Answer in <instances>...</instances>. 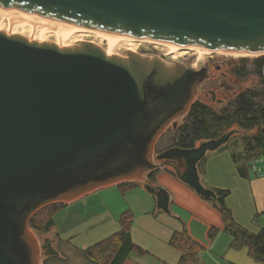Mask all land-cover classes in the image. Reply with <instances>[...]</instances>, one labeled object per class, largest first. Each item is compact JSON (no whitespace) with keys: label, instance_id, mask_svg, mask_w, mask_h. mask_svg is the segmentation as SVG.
<instances>
[{"label":"water","instance_id":"obj_1","mask_svg":"<svg viewBox=\"0 0 264 264\" xmlns=\"http://www.w3.org/2000/svg\"><path fill=\"white\" fill-rule=\"evenodd\" d=\"M0 6L105 33L264 54V0H0ZM192 57L108 54L92 41L59 45L0 29V264H40L42 251L56 255L48 238L38 243L30 219L98 188L141 181L157 209L169 212L168 192L144 177L163 165L196 194L216 199L197 163L237 128L153 157L161 134L189 110L208 78Z\"/></svg>","mask_w":264,"mask_h":264},{"label":"rangeland","instance_id":"obj_2","mask_svg":"<svg viewBox=\"0 0 264 264\" xmlns=\"http://www.w3.org/2000/svg\"><path fill=\"white\" fill-rule=\"evenodd\" d=\"M5 10L10 11L9 9ZM18 11L24 12L20 10ZM24 18L28 19L26 16H19V14H13V12L7 15L3 14L1 11L0 29L5 30L8 33H19L36 40L52 41L59 45H72L77 41H92L102 46L105 50L112 54H119L124 50H131L142 55L158 56L166 62L182 61L188 58L190 55H193L190 62L195 68H199L204 63H208L209 61L230 62L231 68H228V66L222 67V71L228 73L225 77L220 76L221 79L216 78L214 80L209 79L205 81L204 84L199 87V90L196 93L195 99L204 101L214 108L225 104L230 98H232L230 95L234 96L232 94H237L241 90L254 85L258 80L256 75L250 73L238 75L239 78H235L232 73L233 68H236L235 70L238 71L241 69L240 67H242L243 64H249L253 58L262 54L249 53L242 55L231 54L225 51L214 52L210 50L207 52H200L199 50L190 49L188 47L179 49L177 52H172L163 45V42H150V40L147 41L145 39H134L129 42L132 44L130 46L120 42L112 45L106 40V37L92 31L68 33L65 31L55 30L54 28L51 29L50 24H46L41 27L40 22H38L39 24H36L35 21L34 23L29 24V21L26 22ZM130 47L132 49H130ZM234 73L236 74V72ZM228 78H232V81H229ZM205 90L206 92L207 90L216 91L217 98H223L225 101L223 103L210 101V96L203 94ZM225 90H228L227 96L224 95ZM182 118L183 116L180 115L179 117L175 118L174 121H171L163 133L173 129V127L175 128L182 121ZM173 123H175V126H173ZM249 133L251 134L249 130H239V132L232 134L225 144L213 151H207L205 156L197 163V168L200 181L205 188L212 190L221 188L228 189L230 191V195L225 200V205L231 209L232 215L238 223L241 225L243 224L247 230L255 233L258 231L259 227L264 226V215L256 208L254 196L250 188V183L246 178L239 175L236 168V163L232 159V154L239 156L240 153L243 152V139L245 136H249ZM153 162L155 163L154 158ZM238 165H245L248 170V177H254V173L249 168L248 164H246L242 159H238ZM259 166L264 172L263 161L259 163ZM147 173L148 172L144 174L145 179L147 178ZM141 185L143 188V183L139 186ZM153 185L159 186L168 192L170 198L169 209L178 213L185 219L186 217L188 218V214L198 216L201 215L202 212H205V210L201 211L199 208L188 202V194L190 192H194L193 189L178 180L163 167L158 169L156 173V180ZM132 189L133 188L125 192H128ZM143 189L145 190V188ZM147 194L152 195L149 192H147ZM205 201V204L213 206L209 200ZM180 202L186 206L182 207ZM125 204H127L126 200L116 187H110L109 189H104L103 191L97 189L95 191H91L90 193H86L82 198H79L74 202L72 201L66 206L60 205L59 210L57 208L58 216L56 217V223L59 228L64 226L61 228V230L71 228L70 231H74V236L69 239L72 246L79 247L81 243H84L85 241H88L89 244H92L101 239V236L109 235L110 233L119 229V223L117 220L115 221L114 217L115 214L122 212L123 209H126ZM57 210L54 212V214L57 212ZM75 215H77L78 218L74 217ZM85 219H89V226H84ZM192 220L194 221L195 219L193 218ZM50 231L52 232V230ZM34 232L37 240H39L38 243L41 245L45 238L49 239V235H52V233H49V231L43 233L34 230ZM92 237H94L93 242L91 240ZM67 245L68 244H63V248L66 251L64 253L65 257H61V255L59 257L51 258L50 256H46L43 264H89L87 257H83V261L80 259V255L67 252V249H69L66 247ZM246 250V247H244L242 250L237 251L240 252L239 254H243L244 258L242 261L246 259L249 264H263L261 262H256L247 256ZM39 258H41V254Z\"/></svg>","mask_w":264,"mask_h":264},{"label":"trees","instance_id":"obj_3","mask_svg":"<svg viewBox=\"0 0 264 264\" xmlns=\"http://www.w3.org/2000/svg\"><path fill=\"white\" fill-rule=\"evenodd\" d=\"M240 68V75L247 73L256 75L257 82L241 90L217 108L195 99L189 110L182 115V121L175 128L162 133L155 145L156 151L172 146L193 148L200 141L218 138L234 128L240 131L249 130L251 134L249 133V136H245L243 139V152L239 156L232 154L239 175L247 177L248 170L245 165H238V159H242L248 164L250 159L260 156L264 151V54L256 56L249 64H243ZM163 168L175 176L172 169ZM158 169L148 171L146 181L155 183ZM139 183L137 181H122L117 184L124 186V190H127L138 186ZM213 190L216 199L204 198L200 195L199 197L209 200L220 214L223 230L232 236L230 247L234 249L246 247L250 258L264 264V226L259 227L255 233L241 226L235 221L231 209L225 205V199L229 196L230 191L220 188ZM62 204L54 203L40 209L30 219L29 228L32 231L48 232L53 226L52 216L55 209ZM261 213L264 215V210ZM132 221L131 210L123 211L118 217V230L83 250L89 264H122L132 251L136 250L140 253V250L134 246L130 239L129 231ZM214 229L216 228L210 229V236L214 234ZM169 244L181 253L178 264H183L187 259L196 257L203 248L189 237L185 229L174 232Z\"/></svg>","mask_w":264,"mask_h":264},{"label":"crops","instance_id":"obj_4","mask_svg":"<svg viewBox=\"0 0 264 264\" xmlns=\"http://www.w3.org/2000/svg\"><path fill=\"white\" fill-rule=\"evenodd\" d=\"M244 178L250 183L257 210L262 212L264 210V175L254 174V177L252 178H249L248 176ZM140 184H142L141 181L139 185ZM139 185L132 187L133 189L128 192L125 191L129 189L124 190V186L117 183L98 188L103 191L110 187H116L127 202V204H125V210H131L133 213V221L129 235L132 243L140 250V253L136 250L132 251L122 264H178L181 258V253L170 246L169 240L174 232L183 229L186 230L190 238L203 246L202 250L196 255V257L187 259L183 264H249L246 259L242 261L244 258L243 254L237 252L242 250V248L234 249L230 247L232 236L223 230V223L218 211L213 206L205 204L206 201L201 199L198 194L190 192L187 197L188 202L199 208L201 211L205 210V212H202L201 215L198 216L188 214V218L186 217L185 219L171 209H169V212L157 209L155 196L147 194L143 189L144 187L142 188V185ZM84 195L77 199L82 198ZM77 199L72 201H77ZM72 201L63 203L62 205L66 206ZM180 205L182 207L186 206L182 202H180ZM59 207H57L58 210ZM57 208L55 210H57ZM58 210L52 217L53 226L50 229L52 232L49 230V233H52V235H49L50 246L57 253L56 255H45L42 251L40 264H43L46 256H50V258L59 257L60 255L61 257H65L64 253L66 251L63 248V244H68L66 246L69 248L67 249V252L80 255V259L83 260V257H86L83 250L91 245L88 241H85L84 243H81L79 247L72 246L69 239L74 236V231H70L71 228L61 230L64 226L61 228L57 226L56 217L58 216ZM125 210L123 209V211ZM189 210L192 211L191 209ZM122 212L115 214V221H118V214L120 215ZM74 217L78 218L77 215ZM193 218L195 219L194 221L192 220ZM87 225L89 226V219H85L84 226ZM241 226H243V224ZM211 228H216L213 230L214 234L212 236L209 235L210 230H208ZM103 236L106 237L107 235ZM103 236L101 237L104 238ZM93 238L94 237L91 239L92 242L94 240ZM246 254L249 256L247 250Z\"/></svg>","mask_w":264,"mask_h":264},{"label":"bare ground","instance_id":"obj_5","mask_svg":"<svg viewBox=\"0 0 264 264\" xmlns=\"http://www.w3.org/2000/svg\"><path fill=\"white\" fill-rule=\"evenodd\" d=\"M1 7L2 6H0V12L2 11L3 14H7L8 15L9 13L13 12V14H19V16H23V17L26 16V18H28V19H25V18L24 19L26 20V22L29 21V24H32L35 21H36L35 22L36 24L38 22L41 23L40 27L44 26L46 24H50V28L51 29L54 28L55 30L65 31V32H68V33L69 32L70 33L71 32L78 33V32H91L92 31L94 33H98V34L103 35L104 37H106V40L112 45H115L118 42H120V43L127 44V45L130 46V45H132L131 43H129L130 41H132L134 39H139V38H136V37H130V36L118 35V34H112V33H105V32H101V31H98V30L88 29V28H85V27H82V26H79V25H73V24H70V23H67V22H62V21H57V20H52V19H44V18L37 17V16L32 15V14L27 13V12H19L18 10H13V9L5 8V7L1 8ZM5 9H9L10 11L5 10ZM141 40H143V39H141ZM150 42H152V41H150ZM163 45L166 48H168L170 51H172V52H177L179 49H182V48H185V47H188V48L194 49V50H199L200 52H207L208 50L214 51V52L221 51V50H214V49H208V48H203V47L182 46V45H176V44H170V43H163ZM130 49H132V48L130 47ZM106 52L108 54H112V53H110L107 50H106ZM221 52H223V51H221ZM225 52L231 53V54H242V55L249 54V53H244V52H229V51H225ZM250 54H252V53H250ZM239 64H241V63H239Z\"/></svg>","mask_w":264,"mask_h":264},{"label":"flooded vegetation","instance_id":"obj_6","mask_svg":"<svg viewBox=\"0 0 264 264\" xmlns=\"http://www.w3.org/2000/svg\"><path fill=\"white\" fill-rule=\"evenodd\" d=\"M228 66V68H231V63L230 62H223V61H219V62H206V63H204L201 67H205L206 69H207V72H208V78H206V79H204L199 85H198V87H197V92H198V90H199V87L202 85V84H204V82L205 81H207V80H209V79H211V80H214V79H216V78H220V76L221 77H225L228 73H225V72H223L222 71V67H227ZM236 68H233V76L235 77V78H239L238 77V75H240V70H238V71H236L235 70ZM212 70H214V71H212ZM212 71V72H211ZM234 72H236V74L234 73ZM218 73H219V75H218ZM238 73V74H237ZM221 79V78H220ZM228 80L229 81H232V78H228ZM234 81V80H233ZM219 82V81H218ZM227 86V85H226ZM227 88V87H226ZM209 91V92H208ZM210 91H213V90H207V92H206V90H205V92L203 93V94H207V95H209L210 96V101H212V102H216V103H223L225 100H223V98H217V95H216V91H213V94H211L210 93ZM227 94H228V90H225V93H224V95L225 96H227ZM232 95H236V94H232ZM230 97H233V96H231L230 95ZM175 126V125H174ZM159 140V139H158ZM158 142V141H157ZM157 142H156V144H157ZM167 148H169V147H165V148H163L162 150H160V151H156V149H155V147H154V151H153V156H155L156 154H158V153H160V152H162V151H164V150H166ZM155 160V163H159V162H161V160H158V159H154ZM161 167H167V166H165V165H163V166H161ZM170 168V167H169ZM148 182V181H147Z\"/></svg>","mask_w":264,"mask_h":264},{"label":"built area","instance_id":"obj_7","mask_svg":"<svg viewBox=\"0 0 264 264\" xmlns=\"http://www.w3.org/2000/svg\"><path fill=\"white\" fill-rule=\"evenodd\" d=\"M261 161H263V163H264V151L260 156L254 157L248 162L249 168L256 175H264L262 168L259 166V163Z\"/></svg>","mask_w":264,"mask_h":264}]
</instances>
